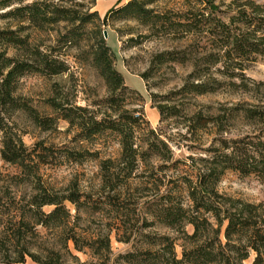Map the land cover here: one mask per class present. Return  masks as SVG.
Segmentation results:
<instances>
[{
	"label": "trees",
	"instance_id": "obj_1",
	"mask_svg": "<svg viewBox=\"0 0 264 264\" xmlns=\"http://www.w3.org/2000/svg\"><path fill=\"white\" fill-rule=\"evenodd\" d=\"M64 1L0 0L5 10L1 17L18 22L15 29L0 28V158L19 168L9 176L10 184L0 188V264L26 258L37 264H264V200L250 202L217 189L227 170L256 175L264 183V104L238 101L186 113L184 133H179L184 139L193 141L208 129L216 137L203 154L178 157L171 138L152 128L141 109L127 108L124 92L129 86L116 67L109 32L104 38L100 28L111 18L134 20L146 28V34H139L143 37L168 33L187 40L183 50L155 56L158 64L189 61L191 70L175 95L226 90L255 97L260 92L256 99L264 101L259 89L264 82L245 73L249 64L264 57V0H177V10L156 8L168 0H127L103 18L96 10L82 12L81 4ZM60 23L65 28L54 41L62 45L86 40V25H94L98 45L92 64L107 95L94 101V108L51 98L48 104L57 116L41 117L18 92L20 79L31 73L61 74L68 66L52 48L42 50L30 32H23L31 27L53 30ZM9 48L14 55L8 54ZM157 108L162 120L179 113L176 105L159 103ZM18 112L43 130L53 127L56 118L66 121L77 146L58 147L43 140L27 146L15 127ZM238 120L251 129L227 136V125ZM106 132L118 136L117 157H101L98 149L83 146L93 145ZM88 160L98 165V182L90 191L81 189L77 177L54 186L40 172L42 166ZM106 211L105 223L92 227L87 221ZM152 227L166 231H146ZM112 232L118 241L132 243L131 250L113 258ZM79 252L89 259L82 260Z\"/></svg>",
	"mask_w": 264,
	"mask_h": 264
},
{
	"label": "rangeland",
	"instance_id": "obj_2",
	"mask_svg": "<svg viewBox=\"0 0 264 264\" xmlns=\"http://www.w3.org/2000/svg\"><path fill=\"white\" fill-rule=\"evenodd\" d=\"M58 2L59 0H51ZM80 5L82 12L87 9L96 10L103 18L105 13L112 7H117L127 0H72ZM65 5L72 3L64 1ZM158 10L172 8L177 10L179 2L177 0L159 1L156 5ZM5 10L0 9V28L15 29L18 22L13 18H2L1 14ZM64 23L55 26L53 30H37L33 27L23 32H30L33 43H36L44 51L51 53L64 60L68 70L57 75H43L31 73L20 79L18 92L24 95L30 104L37 110L39 116L56 117V112L49 106L48 100L63 99L75 105H89L102 100L107 95L105 82L99 74L97 68L92 64V52L98 45L94 25L87 24L85 27L86 40L78 44L62 45L54 41L58 32H63ZM101 30L109 32L107 42L115 55L116 67L123 73L125 83L129 86L124 92V102L129 109H141L145 119L150 126L158 130L165 136L171 138V146L176 156L183 158L186 155L199 156L203 154L216 137L213 129H208L200 134L199 138L189 141L184 139L179 133H184L183 123L185 114L193 110L212 111L221 105L230 106L238 101H247L252 104H264L256 98L261 96L254 93L250 97L244 93H230L221 90L211 94L195 96L184 95L173 92L178 90L187 74L191 70L189 61L184 63L166 61L161 64L155 63L156 55L167 50H183L189 42L187 40L173 39L168 33L152 34L143 37L139 34H146V28L139 25L134 20H115L111 18L107 24H100ZM131 38H134L132 40ZM12 48L8 49L9 55H14ZM246 75L256 82H264V57H258L256 61L248 65L245 70ZM144 74V75H143ZM253 88L254 86L251 85ZM133 88V89H132ZM264 90L263 86L259 87ZM52 98V99H51ZM165 103L176 105L179 113L174 117L163 118L158 111L157 104ZM209 105L211 108H206ZM94 108V107H92ZM16 128L22 134V139L27 146L33 145L37 140H43L46 144H53L58 147H75L76 143L71 141L74 131L68 128L66 121L56 118L54 126L48 130L38 127L24 112L15 115ZM228 126L227 136L233 137L237 134H244L251 127L242 122L231 121ZM260 126V125H258ZM83 146L90 149H98L101 157H117L120 152L118 136L113 132H106L96 138L93 145L83 142ZM19 172V168L9 164L0 158V188L10 184L9 176ZM40 172L43 178L54 186L65 185L71 178L77 177L80 180L81 189L90 191L98 182V165L95 160H88L83 164H75L64 161L60 164L42 166ZM220 193L233 198H240L250 202L264 200V183L256 175H240L236 171L227 170L217 184ZM68 207L74 213L73 206ZM46 211L50 207L44 208ZM84 217V214H82ZM108 212L94 215V219L87 218L92 227L100 222L108 220ZM81 221L82 224H86ZM186 229L191 231V227ZM166 231L164 228L152 227L146 231ZM111 250L113 258L120 253L131 250L132 243L118 241L114 232L111 233ZM176 253L181 255L180 241L176 242ZM82 260L89 259L87 254L77 253ZM252 261V256L246 260ZM18 264H37L26 258L24 262ZM110 264H122L121 262H111Z\"/></svg>",
	"mask_w": 264,
	"mask_h": 264
},
{
	"label": "water",
	"instance_id": "obj_3",
	"mask_svg": "<svg viewBox=\"0 0 264 264\" xmlns=\"http://www.w3.org/2000/svg\"><path fill=\"white\" fill-rule=\"evenodd\" d=\"M103 35H104V38H107V31L106 30L103 31Z\"/></svg>",
	"mask_w": 264,
	"mask_h": 264
}]
</instances>
